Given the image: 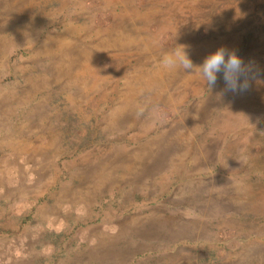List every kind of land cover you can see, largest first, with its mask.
<instances>
[{"label":"rangeland","instance_id":"1","mask_svg":"<svg viewBox=\"0 0 264 264\" xmlns=\"http://www.w3.org/2000/svg\"><path fill=\"white\" fill-rule=\"evenodd\" d=\"M0 264H264V0H0Z\"/></svg>","mask_w":264,"mask_h":264},{"label":"clouds","instance_id":"2","mask_svg":"<svg viewBox=\"0 0 264 264\" xmlns=\"http://www.w3.org/2000/svg\"><path fill=\"white\" fill-rule=\"evenodd\" d=\"M159 63L168 69L177 67L185 71L199 69L209 89L216 84L217 74L222 73L225 82L223 91L233 93L248 90L252 73L251 65H246L235 51H229L224 47L206 56L203 64L198 67L194 66L185 45H177L172 52L165 54Z\"/></svg>","mask_w":264,"mask_h":264},{"label":"bare ground","instance_id":"3","mask_svg":"<svg viewBox=\"0 0 264 264\" xmlns=\"http://www.w3.org/2000/svg\"><path fill=\"white\" fill-rule=\"evenodd\" d=\"M179 39V38H178ZM11 42V41H10ZM30 147V146H29ZM66 152V151H65ZM53 157V156H52Z\"/></svg>","mask_w":264,"mask_h":264}]
</instances>
